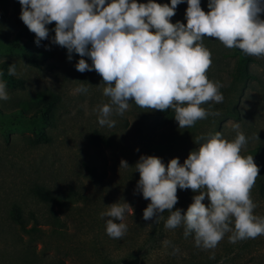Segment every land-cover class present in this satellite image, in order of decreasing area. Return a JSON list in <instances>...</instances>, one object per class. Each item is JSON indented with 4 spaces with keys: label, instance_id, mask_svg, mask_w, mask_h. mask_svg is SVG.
<instances>
[{
    "label": "rangeland",
    "instance_id": "obj_1",
    "mask_svg": "<svg viewBox=\"0 0 264 264\" xmlns=\"http://www.w3.org/2000/svg\"><path fill=\"white\" fill-rule=\"evenodd\" d=\"M155 2L170 5L171 0ZM208 2L200 0L205 12ZM187 6L184 0L176 7L172 23L186 24ZM20 14L19 0H0V80L9 95L0 99V264H264V235L233 244L226 233L214 249H203L195 245L194 234L184 236L183 225L165 228L168 210L144 220L150 201L137 189L135 169L141 156L159 157L165 166L178 158L183 165L216 132L233 140V125L239 124L247 140L241 155L253 156L260 169L251 190L253 214L264 217V57L205 37L212 60L207 76L220 86L223 102L201 106L219 115L180 129L171 109L140 108L130 100L122 116L113 106L110 119L116 123L109 128L98 122L99 107L110 104L102 77L94 70L77 71L82 57L73 52L69 60L67 49L52 43L55 22L46 25L49 36L37 45ZM83 58L91 66V59ZM10 65H15V75L8 74ZM81 87L87 90L77 91ZM53 96L58 103L42 108ZM169 115L172 123L163 126ZM94 132L108 143L94 144ZM121 160L128 167L120 168ZM39 189L64 202L41 201ZM196 194L178 188L173 211L186 213ZM124 202L133 212L122 221L125 235L113 239L106 233L108 217L100 214ZM203 203L208 205L207 197ZM14 208L25 230L14 221Z\"/></svg>",
    "mask_w": 264,
    "mask_h": 264
},
{
    "label": "clouds",
    "instance_id": "obj_2",
    "mask_svg": "<svg viewBox=\"0 0 264 264\" xmlns=\"http://www.w3.org/2000/svg\"><path fill=\"white\" fill-rule=\"evenodd\" d=\"M183 2L19 0L20 19L35 34L37 45L49 36L46 25L55 22L52 43L66 48L69 60L73 52L82 57L75 65L77 71L94 70L102 77L103 95L110 98V104L99 107L101 126L114 127L113 106L122 116L131 100L140 108L171 109L180 129L208 115H219L201 105L223 102L220 86L207 76L212 60L203 44L205 37L246 55L264 57V0H209L208 12L200 0H187L186 24L172 23L176 7ZM83 57L91 59V66ZM8 74H16L15 65L9 66ZM0 99H9L2 80ZM233 128V140L216 132L199 144L198 151L190 152L183 165L178 158L165 166L159 157H140L135 165L140 176L137 189L150 201L144 220L168 210L165 228L183 225L184 236L194 234L195 245L203 249H214L226 233H231L228 239L233 244L264 235V217L253 214L256 204L251 199L260 169L253 156L241 155L247 140L239 124ZM121 167H128L127 162L121 160ZM178 188L198 193L184 214L180 209L173 211ZM132 212L126 202L108 206L100 214L108 217L107 235L122 238L127 232L122 221Z\"/></svg>",
    "mask_w": 264,
    "mask_h": 264
},
{
    "label": "trees",
    "instance_id": "obj_3",
    "mask_svg": "<svg viewBox=\"0 0 264 264\" xmlns=\"http://www.w3.org/2000/svg\"><path fill=\"white\" fill-rule=\"evenodd\" d=\"M58 100H59V98L56 97V96L48 97L46 99V101L43 103V107L42 108H44L45 110H48L53 105H55L56 103H58ZM20 111L23 112L22 109ZM171 123H172L171 115H169L167 119L163 120V124H164L163 126H165L167 124H171ZM91 139H92V142L94 144H96V145L106 144L109 141L105 136H102L98 132H94L92 134V136H91ZM258 153H259V149H258V147H256V154H258ZM256 161H255V164L258 165V162H256ZM90 171H93V169L90 168ZM260 183H261V181H260ZM36 194L39 197V199L41 201H44V202L56 203L58 205H61L62 202H64V200L62 199V197H59V196H56V195H52L51 193L46 192V191H44L42 189L41 190L40 189L39 190H36ZM68 198L70 199V197H68ZM70 200H72V197H71ZM12 217H13L14 221L19 225V227L21 229L25 230L24 223H23V221L21 219V216L19 214V211L16 208H14V212L12 214ZM129 264H132V263H129Z\"/></svg>",
    "mask_w": 264,
    "mask_h": 264
}]
</instances>
